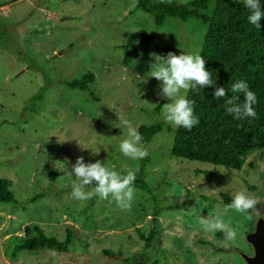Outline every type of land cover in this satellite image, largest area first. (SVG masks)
I'll return each mask as SVG.
<instances>
[{
  "label": "rangeland",
  "instance_id": "1",
  "mask_svg": "<svg viewBox=\"0 0 264 264\" xmlns=\"http://www.w3.org/2000/svg\"><path fill=\"white\" fill-rule=\"evenodd\" d=\"M135 6L136 0H0V122H7L0 127V178L11 181L16 200L0 205V264H246L243 256L254 254L246 237L264 219V151L250 155L239 171L176 158L171 147L177 127L166 122L161 108L156 111L171 101L150 77L155 61L149 54L200 53L206 26L168 19L158 28ZM152 31L150 49L123 65L138 37ZM89 71L95 81L86 92L64 85ZM37 94L42 101L30 100ZM119 117L137 130L161 125L143 144L146 157L121 153L127 128ZM80 156L121 172L142 169L151 192L135 188L125 210L111 197L72 198L77 181L71 165ZM54 169L57 178L51 181ZM244 190L262 200L256 206L260 215L250 210L252 220L225 211L222 203L224 195ZM209 215H220L237 230L236 238L205 231L198 217ZM31 224L59 241L66 226H74L69 254L33 249L7 258V240L27 236ZM137 229L145 236L155 233L148 249ZM103 250L122 256L109 258Z\"/></svg>",
  "mask_w": 264,
  "mask_h": 264
},
{
  "label": "trees",
  "instance_id": "2",
  "mask_svg": "<svg viewBox=\"0 0 264 264\" xmlns=\"http://www.w3.org/2000/svg\"><path fill=\"white\" fill-rule=\"evenodd\" d=\"M264 5V0H261ZM135 9L147 13L156 27H162L168 19L187 22L195 19L206 26L200 54L206 60V68L212 72L215 85L203 89H192L186 97L195 101L194 112L200 123L191 130L177 127L171 147L172 156L190 161L222 166L227 170L239 171L247 158L257 151H264V20L262 27L257 29L250 24L247 17L250 11L243 0H191L186 4L164 0H136ZM156 40V32L138 37L137 46L123 59L122 64L129 66ZM166 56V55H165ZM238 80H245L250 90L254 91L258 103L254 105L256 118L236 120L226 114L225 98L214 99L216 86L228 89L231 96V85ZM95 81L92 72H86L77 79L64 82L70 90L86 92ZM241 102L243 93H239ZM41 95H35L30 100H40ZM161 102L156 111H159ZM7 122H0V127ZM161 125H140L142 144L149 143L152 136L161 131ZM57 178L56 169L51 170L49 179ZM146 175L142 169L136 173L134 187L150 193L146 183ZM95 184V182H93ZM11 181L0 178V205H16L11 191ZM42 195H37L36 198ZM233 197L224 195L222 203H231ZM158 211L154 212L153 221L157 220ZM27 236L19 238L11 236L7 240L5 256L17 259L26 250L46 249L54 253L69 254L70 246L76 238L74 226H66L65 238L59 241L48 236L38 224L25 227ZM138 236L145 244V249L151 246L155 233L145 236L137 229ZM219 237L222 234L217 233ZM103 255L109 258H121L120 252L103 250ZM142 264V263H139Z\"/></svg>",
  "mask_w": 264,
  "mask_h": 264
},
{
  "label": "clouds",
  "instance_id": "3",
  "mask_svg": "<svg viewBox=\"0 0 264 264\" xmlns=\"http://www.w3.org/2000/svg\"><path fill=\"white\" fill-rule=\"evenodd\" d=\"M243 2L250 11L247 17L249 23L260 29L261 21L264 20V5L261 0H243ZM149 55L155 61L151 64L150 77L161 82L160 95L171 101L161 107L162 115L167 123L191 130L200 123V120L194 112L195 101L181 95V91L187 93L192 89L200 90L215 85L212 72L206 68V60L199 52H182L179 55L168 52L166 56L152 52ZM230 90L233 93L231 96L228 95V89L223 86H216L214 91V99L225 98L226 114L232 115L236 120L256 118L254 105L258 100L255 92L250 90L249 84L245 80H238L232 83ZM239 93L244 94L242 102ZM119 120L127 128L126 137L119 145L121 153L133 160L146 157L148 152L141 143L143 137L137 128L123 117H119ZM71 168L77 181L72 186V198L85 201L94 195L104 200H109L111 197L109 202L114 201L120 209L131 208L136 193L134 183L138 168H125L121 172L100 160L86 163L83 156L78 157ZM93 182L96 184L93 190L86 191ZM261 202L262 200L254 193L246 190L238 191L233 195L231 203L225 206V211L235 210L237 213L245 214V219L252 220L250 210L254 209L260 215L256 206ZM198 222L205 231H222L226 240H234L237 236V230L225 223L220 215L200 216Z\"/></svg>",
  "mask_w": 264,
  "mask_h": 264
},
{
  "label": "water",
  "instance_id": "4",
  "mask_svg": "<svg viewBox=\"0 0 264 264\" xmlns=\"http://www.w3.org/2000/svg\"><path fill=\"white\" fill-rule=\"evenodd\" d=\"M246 240L254 253L252 256H243L246 264H264V219L257 221L255 232L248 234Z\"/></svg>",
  "mask_w": 264,
  "mask_h": 264
}]
</instances>
